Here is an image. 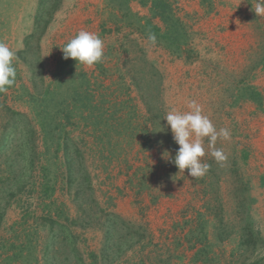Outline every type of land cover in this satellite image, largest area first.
<instances>
[{
  "label": "rangeland",
  "instance_id": "1",
  "mask_svg": "<svg viewBox=\"0 0 264 264\" xmlns=\"http://www.w3.org/2000/svg\"><path fill=\"white\" fill-rule=\"evenodd\" d=\"M153 1L48 0L38 12L40 0H0V42L16 54L15 83L0 93V152L25 160L9 168L0 156V192L20 169L29 174L0 207V242L25 241L45 225L31 242L34 264H201L195 255L208 243L207 264L264 255V16L254 13L256 0H162L184 33L177 50L148 40L147 25L166 27ZM80 30L104 43L92 67L60 49ZM54 92L60 130L44 118ZM190 101L217 131L231 132L215 144L227 156L222 165L204 139L210 168L199 179L172 163L179 146L164 120L172 109L190 111ZM42 169L52 171L58 210L50 216L76 255L50 238L57 224L43 221L38 194L29 193ZM257 232L259 243L239 246Z\"/></svg>",
  "mask_w": 264,
  "mask_h": 264
},
{
  "label": "clouds",
  "instance_id": "2",
  "mask_svg": "<svg viewBox=\"0 0 264 264\" xmlns=\"http://www.w3.org/2000/svg\"><path fill=\"white\" fill-rule=\"evenodd\" d=\"M254 13L256 16H264V0H256ZM148 40L155 44V35L149 34ZM60 49L64 59L71 58L77 64L86 67L101 62L104 55L102 39L86 30H80ZM15 55L7 44L0 42V93L7 92L15 83L16 69L13 66ZM188 107L190 109L188 112L170 110L164 120L167 126H170L174 142L179 146L172 163L179 171L188 169L189 176L199 179L204 177L210 168L209 164L201 160L205 155L204 139L207 138L212 149L211 156L222 165L227 160V156L221 149L215 148V144L218 139L230 140L231 132L228 128L217 131L209 117L202 114L201 106L195 101H190ZM161 129L164 130L163 127ZM165 153L169 155L168 152Z\"/></svg>",
  "mask_w": 264,
  "mask_h": 264
},
{
  "label": "trees",
  "instance_id": "3",
  "mask_svg": "<svg viewBox=\"0 0 264 264\" xmlns=\"http://www.w3.org/2000/svg\"><path fill=\"white\" fill-rule=\"evenodd\" d=\"M48 0H40L39 6H38V12L40 9H44V3L47 2ZM152 9L154 11V15L160 17V19H162V21L164 23H166V27L164 29V32L160 30L159 27H155V26H149L147 25L146 27L149 28L150 30V34H154L156 37V41L157 43H160L161 41H168L170 42L172 45H174L175 49L178 50L179 44L176 42V40H181L184 38V33L177 31L175 29L176 26H178L176 19L172 16L171 12H170V8L169 6L163 2L162 0H154L152 2ZM38 16V17H37ZM38 18H40V16L36 13L35 15V23L39 22L37 21ZM125 18H130V16L125 15ZM36 25V24H35ZM35 27V26H34ZM143 27V26H141ZM264 67V65H263ZM61 92H54V93H48V97H49V102L52 103V100H54V103L49 107L48 110H46L44 112V118L46 117L47 119H50V121L52 120L54 126L53 129H61L60 125H58L55 122V119H53L55 117L54 113H55V107H56V103H57V97L60 96ZM74 96V103L72 106V109L74 110H78L79 109V102H80V98L81 96H77L76 93L71 94ZM257 98H260L259 94H256ZM46 102V100L44 101ZM53 106V107H52ZM83 106V105H82ZM86 109L87 107L84 106ZM84 108V109H85ZM63 129V128H62ZM3 147V145L0 146V148ZM1 151V150H0ZM4 156L3 162L4 164H7L9 166V168H14L16 166H19V162H25V160L21 159V158H17L16 154L13 155H5L4 153L0 152V156ZM23 155V153L21 154ZM22 169H20V173H18L14 179H15V184H11V187L4 189L3 191H1V197L2 200L0 201V207H2V209H5V207L8 205L9 206V198L11 197V195H13L12 193V189H20L22 185H24L23 183H21V178H26L29 176V174L22 172ZM51 170H45L42 169L41 170V175L43 176L44 181L42 183L37 182L36 186L34 184H30V191L29 193H36L37 197V208H40V212L44 213L45 217H44V222L50 224V225H54L57 224L59 221L58 220H53L52 217L50 216V213H52L53 211L57 212L58 208L55 205V201L53 200V194H54V187L53 186H49L48 182H47V177L49 175V173H51ZM55 175V174H54ZM24 214L26 216L30 215L32 212L31 211H26L23 210ZM47 215V216H46ZM57 215V214H56ZM2 216V214H1ZM47 224V225H48ZM49 225V226H50ZM45 225H35V230L30 231L28 234H26V240L24 241H20L19 238L15 237V241L16 242H10V244H7L5 241L0 242V249H2V253H0V256L2 255V262L1 264H34L35 262H37V256H36V249L34 247L33 244H31L33 238L35 237V235L37 234V229L39 227L41 228H45ZM249 227H251L250 225H248ZM51 227V226H50ZM51 230V229H50ZM51 235L50 238L53 239L54 241H56L57 239H59V237L62 238V241L59 243V245L62 247V245H64V241L66 243V245L68 247H71V251L70 254H77L76 250H74V248L72 247V237L70 236V234L66 231V227L64 225L61 224H57V230H56V234L53 231H50ZM201 235L203 236V240L206 241V237H207V231L204 230L203 227H201ZM57 235V237H56ZM241 243H239V246L244 248V244L250 245V244H257V242L259 243L260 240V233H256V235L254 236V234L252 233V235L250 236V238H244L243 236L241 237ZM257 241V242H256ZM53 243V242H52ZM200 243V242H199ZM202 244V243H201ZM6 245H9V247L11 249H9L11 252L10 256L8 254V252H6ZM205 248V249H204ZM211 244H205V246H203L202 249H199L198 253L195 255L196 256V261H200L201 264H207L210 260H212L213 258L209 257V253L211 251ZM242 248V249H243ZM243 252V251H240ZM77 257V256H76ZM201 257V258H200ZM1 259V257H0ZM220 263V262H218ZM253 264H264V255L258 259H255L253 261Z\"/></svg>",
  "mask_w": 264,
  "mask_h": 264
},
{
  "label": "bare ground",
  "instance_id": "4",
  "mask_svg": "<svg viewBox=\"0 0 264 264\" xmlns=\"http://www.w3.org/2000/svg\"><path fill=\"white\" fill-rule=\"evenodd\" d=\"M208 97V96H207Z\"/></svg>",
  "mask_w": 264,
  "mask_h": 264
}]
</instances>
